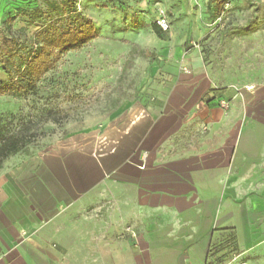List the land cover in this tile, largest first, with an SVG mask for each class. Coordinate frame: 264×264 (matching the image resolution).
Returning a JSON list of instances; mask_svg holds the SVG:
<instances>
[{
    "label": "crops",
    "instance_id": "obj_1",
    "mask_svg": "<svg viewBox=\"0 0 264 264\" xmlns=\"http://www.w3.org/2000/svg\"><path fill=\"white\" fill-rule=\"evenodd\" d=\"M187 60L191 71L172 70L105 127L14 158L0 189V264H214L210 245L228 227L258 246L264 225L250 204L262 198L233 186L243 176L230 181L245 166L235 125L214 143V125L239 113L208 104L210 80ZM198 121L211 126L198 145L173 140Z\"/></svg>",
    "mask_w": 264,
    "mask_h": 264
},
{
    "label": "rangeland",
    "instance_id": "obj_2",
    "mask_svg": "<svg viewBox=\"0 0 264 264\" xmlns=\"http://www.w3.org/2000/svg\"><path fill=\"white\" fill-rule=\"evenodd\" d=\"M74 1L77 14L94 22L98 37L64 53L24 92L0 95V146L10 141L21 145L17 152L0 155V189L14 158L105 127L129 100L151 96L169 82L172 70L191 71L187 59L192 57V65H199L210 80L208 104H218L226 114L239 113L238 122L230 118L214 125V143L222 131L226 136V123L235 125L238 133L229 140L243 150L245 166L231 169L230 181L234 173L243 176L233 186L244 197L261 196L250 211L257 212L264 225V165L259 169L256 157H264V0ZM35 6L46 9L41 0H0V32L15 36L24 56L36 49L34 34L50 18L44 13L29 17ZM15 10L7 29L5 21ZM161 18L168 23L166 30L157 23ZM153 22L163 38L152 29ZM18 72H25L19 57H0V84L18 78ZM236 101L239 105L233 109ZM210 130L208 124L194 122L173 140L198 145ZM260 236L258 246L245 247L238 244L234 227L223 228L210 245L209 261L264 264V231Z\"/></svg>",
    "mask_w": 264,
    "mask_h": 264
},
{
    "label": "trees",
    "instance_id": "obj_3",
    "mask_svg": "<svg viewBox=\"0 0 264 264\" xmlns=\"http://www.w3.org/2000/svg\"><path fill=\"white\" fill-rule=\"evenodd\" d=\"M41 1L45 3L46 9L43 11L42 8L35 6L30 10L29 17H39L44 13L50 15V18L34 34V39L38 42L34 51L30 49L24 56V52L20 53L23 48L19 47L18 39L3 31L0 32V57H6L9 60L19 57L20 63L25 69V72H18V78L0 84V95L24 92L29 86L34 85L43 74L52 69L64 53L79 48L98 37V30L94 22L90 18H84L77 14L74 0ZM103 1L106 4L112 3L111 0ZM52 12H55V16L51 14ZM16 16L17 10L9 13V19L7 18L5 21L7 29L10 20ZM151 27L158 37L163 38L164 32L155 22L151 24ZM7 73L11 75L10 70H7ZM20 148L21 145L16 141L5 142L0 146V155L17 152Z\"/></svg>",
    "mask_w": 264,
    "mask_h": 264
},
{
    "label": "built area",
    "instance_id": "obj_4",
    "mask_svg": "<svg viewBox=\"0 0 264 264\" xmlns=\"http://www.w3.org/2000/svg\"><path fill=\"white\" fill-rule=\"evenodd\" d=\"M157 23L162 30H166L168 28V23L164 18L157 20ZM222 103L225 104V101H222Z\"/></svg>",
    "mask_w": 264,
    "mask_h": 264
}]
</instances>
